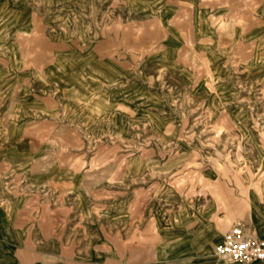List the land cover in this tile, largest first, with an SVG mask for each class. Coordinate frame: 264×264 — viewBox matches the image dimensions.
<instances>
[{
  "label": "rangeland",
  "instance_id": "374dc122",
  "mask_svg": "<svg viewBox=\"0 0 264 264\" xmlns=\"http://www.w3.org/2000/svg\"><path fill=\"white\" fill-rule=\"evenodd\" d=\"M263 168L264 0H0L3 264H225Z\"/></svg>",
  "mask_w": 264,
  "mask_h": 264
},
{
  "label": "crops",
  "instance_id": "0c3cea01",
  "mask_svg": "<svg viewBox=\"0 0 264 264\" xmlns=\"http://www.w3.org/2000/svg\"><path fill=\"white\" fill-rule=\"evenodd\" d=\"M247 193L248 194L245 196L246 212L244 214L245 220L247 222L246 224L248 225L250 230H253L255 237L257 236V237L264 240V177L262 179H260L258 181V183L256 185H254L253 188L249 189L247 191ZM212 213H213V210H212ZM7 214H8V212H7ZM194 215L195 214L192 215V217H193L192 223H194L193 227H196L194 230V233H198L201 230L202 225H204V226H206V225L205 224L200 225V221L195 219ZM8 217H9L10 226H11L12 225L11 221H13V219L10 218L9 214H8ZM202 221H204V220H202ZM220 223H222V222H220ZM188 226H189V224L186 225V230L189 229ZM213 233H214V241L215 242H217L223 236L221 233L217 232V227H216L214 217H213ZM159 240H160V237H159ZM14 241L16 244L24 245V242L22 240L16 241L14 239ZM187 252L188 251L181 252L180 255H182L183 253L186 254ZM186 255H188V254H186ZM4 258H5V260L7 258H9L8 260H10V262L13 261L12 264H14V259H12L10 256L4 257ZM35 258L36 257H34L33 263H31V264H36V261H34ZM17 260H19V259L17 258ZM7 262H8V264H11L9 261H7ZM3 263H4V259H0V264H3ZM17 264H19V261ZM256 264H264V260L256 262Z\"/></svg>",
  "mask_w": 264,
  "mask_h": 264
},
{
  "label": "built area",
  "instance_id": "2783aa9c",
  "mask_svg": "<svg viewBox=\"0 0 264 264\" xmlns=\"http://www.w3.org/2000/svg\"><path fill=\"white\" fill-rule=\"evenodd\" d=\"M219 254L232 264H256L264 259V240L250 235L241 226L227 231Z\"/></svg>",
  "mask_w": 264,
  "mask_h": 264
},
{
  "label": "bare ground",
  "instance_id": "6f19581e",
  "mask_svg": "<svg viewBox=\"0 0 264 264\" xmlns=\"http://www.w3.org/2000/svg\"><path fill=\"white\" fill-rule=\"evenodd\" d=\"M108 79V78H107ZM7 90V89H6ZM127 96V95H126ZM128 97H130V96H128ZM77 99V98H76ZM128 100V99H127ZM90 103V102H89ZM97 110H99V108L97 109ZM92 111V110H91ZM99 112V111H98ZM8 201H7V203L4 205L5 206V208L8 210V212L10 213V215L12 216V218L14 219V217H15V215H16V213H17V210L19 209V207L23 204V199H22V197L21 196H17L16 198L14 197V194H12V195H9L8 194ZM188 208H185L184 209V212L181 214V215H184V216H188ZM196 217V216H195ZM187 218V217H186ZM196 218H199L200 219V222H202V224H205V225H207V229H211V230H207L206 232L208 233L207 234V238L209 237V240H211V241H213L214 242V233H213V225H211L205 218H204V216H203V214L201 213V212H197V217ZM202 220H204V221H202ZM12 222V221H11ZM180 223V220H179V216L178 215H176L171 221H170V225H169V227L170 228H167V229H161V233L162 234H167V233H169V234H176V233H179V232H183L182 230H180L179 228H178V224ZM16 228V227H15ZM203 228V227H202ZM205 230V229H204ZM14 231V230H13ZM15 232V236H16V238L17 239H21L23 242H24V235H23V233L20 231V230H18L17 228H16V230L14 231ZM157 232H158V234H160L159 233V231L157 230ZM188 233V232H187ZM199 234H201V233H199ZM198 234V235H199ZM216 234V233H215ZM190 236V235H189ZM186 237V236H185ZM187 238H189L188 236H187ZM198 238H196V240H197ZM199 239H200V237H199ZM201 240V239H200ZM17 241V240H16ZM199 241V240H198ZM223 241H224V237H223ZM223 241L217 246V247H215V248H213V244L214 243H212V242H209L208 243V245H207V251L209 252V256H213L216 260H220L221 262H224L225 264H227V263H231L230 261H228V260H226L225 259V257L223 256H221L220 254H219V248L223 245ZM206 242V241H205ZM19 245V244H18ZM195 248V247H194ZM186 249V248H185ZM198 249V248H197ZM198 251V250H197ZM183 252V251H182ZM190 253V252H189ZM194 253V252H193ZM201 253V252H200ZM228 261V262H226V261Z\"/></svg>",
  "mask_w": 264,
  "mask_h": 264
}]
</instances>
